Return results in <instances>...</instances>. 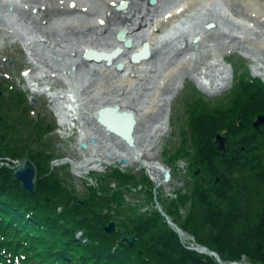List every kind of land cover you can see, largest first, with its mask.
I'll return each mask as SVG.
<instances>
[{"label":"trees","instance_id":"16d2710c","mask_svg":"<svg viewBox=\"0 0 264 264\" xmlns=\"http://www.w3.org/2000/svg\"><path fill=\"white\" fill-rule=\"evenodd\" d=\"M1 89L0 155L32 159L37 177L35 189L27 191L11 168L0 167V264H219L211 255L185 247L157 210L111 211L113 202L121 201L123 183L137 179L130 171L114 169L102 176L98 188H87L89 204H78L75 191L57 170H50L52 152L44 135L54 127L53 119L41 113L32 118L26 93L11 88L2 76ZM230 91L218 103L209 98L190 103L181 143L162 153L173 173L178 159L186 160L187 169L193 165L191 180L162 204L180 228L217 251L221 260L245 253L264 264V124L258 129L250 125L253 115L264 113V82L246 68ZM220 128L227 129L221 150L211 140ZM112 177L118 179L116 189L107 185ZM141 177L152 196V184ZM180 206L188 208L183 216ZM111 218H116L118 229L106 234L103 227ZM76 230L87 240L77 239ZM122 233L134 234L137 245L120 243Z\"/></svg>","mask_w":264,"mask_h":264},{"label":"bare ground","instance_id":"6f19581e","mask_svg":"<svg viewBox=\"0 0 264 264\" xmlns=\"http://www.w3.org/2000/svg\"><path fill=\"white\" fill-rule=\"evenodd\" d=\"M35 1L41 4L38 8L30 0H0V26L22 38L38 61L36 77L44 83L55 76L66 81L68 89L59 94L72 96L79 104V123L85 131L79 141L89 144L88 166L97 167L103 161L123 167L138 161L155 182L163 181L161 169L172 171L154 159L155 139L168 127V107L185 77L207 90L226 88L232 73L224 53L240 48L261 67L256 74L264 82V0ZM120 1L127 3L114 10ZM228 6H240L243 15ZM210 23L214 25L207 26ZM154 26L156 31L151 30ZM178 26V36L165 37ZM122 35L130 45L118 38ZM84 51L89 52L87 58ZM133 51L139 59L130 58ZM59 94L52 96L58 100ZM68 98V103L60 100L55 106L62 123L70 122L65 113L74 102ZM109 104L134 112L133 144L95 121L98 107ZM92 137L94 142L89 140ZM122 156L127 161H120ZM170 180L159 185L168 187ZM181 241L202 245L185 235ZM212 255L225 263L217 251Z\"/></svg>","mask_w":264,"mask_h":264},{"label":"rangeland","instance_id":"374dc122","mask_svg":"<svg viewBox=\"0 0 264 264\" xmlns=\"http://www.w3.org/2000/svg\"><path fill=\"white\" fill-rule=\"evenodd\" d=\"M30 2L32 4H34L35 6H37V8L41 5L40 3H37V1L34 2V0H30ZM228 7H230V6H228ZM237 7H239V8H237ZM230 8L234 12H236V13L238 12V13L242 14L240 11L242 8L240 6H236L235 8H232V7H230ZM241 51L242 50L240 48H239V50H237V48H234V49H232V51L224 53V58L227 60V62L233 63L234 72L231 70L232 73L238 74L239 72L245 71L246 68H244L242 71L240 70V62L241 61L244 63V65L249 67V69H247V70H251L254 74H256V72L261 71V67L257 64L256 61H254L253 57L251 55H248V56H246L245 54L242 55ZM31 57L32 56L28 53V49H26L25 46L23 47L22 38L19 37L18 34L16 35L14 33L12 34L11 32H7L5 29L1 28V26H0V71L8 72V73L12 74L11 75L12 77L10 76L11 77L10 79H6L8 82L11 83V88H12V85H14L13 87L22 90L24 88L22 86V84H23V82L25 83L26 89H25L24 93H26L27 100L32 105V109H34L31 111V114L33 115L32 118L38 119L39 118L38 113H41V114H47V117H49V119H53V124L55 125L54 129L48 130L47 133L44 135L46 142H47L46 146H49V147H47L48 152H49V148H53L54 151L56 150L57 154L67 155L68 149L76 147L75 145L77 144V141H78L77 140L78 139V135H77L78 131L76 133H74L75 130H73L69 124H67V125H69V128L67 129V131L65 133L66 137L63 136L64 133L61 134L58 131V129L56 127H57V125H59V123L62 124V122L59 121L60 115L57 114L55 106H56V104H60L59 103L60 100L57 101L56 98L54 99V97L52 95H50V93L46 92L47 90L43 94H36L37 95L36 99L32 98V100L31 99L29 100V96H34L35 92H33L31 90V88L29 87V84L27 81L28 79H24L25 77L23 76V72L25 73V72H28L31 70L30 73L28 75H26L27 78L29 77V75H34L36 77L37 76L36 72H39L37 64L34 62V59ZM11 59H13L14 61L13 62L10 61ZM256 75H258V74H256ZM259 76H261V75H259ZM15 77L17 79H19V81H17V82H19L20 85H18V86H16L15 84H13V82L10 81L11 79H13ZM261 77H263V76H261ZM35 79H40V78L36 77ZM30 80H33V82H34V79H30ZM235 80H236V78L233 77L231 74V80L229 82L230 85L228 84V86H226V88H219V91H214V89L213 90H207L205 87L200 85L197 82V80L195 81V79H193L192 77H190V78L185 77L183 87L178 90V92L175 94V96L171 100L170 105L168 107V109H169V113H168V120L169 121H168V125H167L168 127L165 130V133H163L161 136H158L155 139V147H154L155 157H154V159L155 158L160 159L163 164H165L166 166H169L167 163H165L167 161L164 158L162 151L167 149L168 151L172 152L177 148V145L179 143H181L180 139L182 138V132L187 131V130H185V128L188 126L189 119L187 118V115H188V112L191 108L190 103L194 100H197V103H196V105H197L198 103L207 101L208 98H209L210 102H212V103H218L220 100H225L226 97L230 94V92H231L230 89L232 88ZM45 85H46V87H50L53 90L55 87H57V88L64 87L65 83H64V80H60L58 78H52V80L51 79L48 80V82L45 83ZM68 87L69 86L67 85V87H65L64 89L62 88L61 90H58V91H64V90L68 89ZM0 92L3 93V90L1 89ZM1 103H0V105H1ZM57 110H60V109H57ZM258 113H261V112H258ZM258 113H256V114H258ZM262 114H264V113H262ZM57 116H58V118H57ZM253 117H254V115H253ZM251 123H252V120H251ZM250 125L252 127V124H250ZM60 126H62V125H60ZM253 128H255V127H253ZM67 134H69V136H67ZM185 134H186V136L190 135L189 132H187ZM70 146H72V147H70ZM82 153L83 152H78L77 154H69V155L71 157H77V158L79 157L81 160H83L84 157L82 156ZM85 153H87L86 157L89 158V155H91L90 154L91 152H85ZM184 161H186V160H184ZM183 163H184L183 161L179 162V164H181V165H179V170H178V177H179L178 181H181V179L184 180L185 177H186V180L188 179L190 181L191 177H189V176L192 175L191 169H192L193 165H189V169H187V171L185 173L183 170V165H184ZM116 164L118 166H121L119 164V162H117ZM107 165H110V164H107ZM170 166H171V164H170ZM137 167H139V168H137ZM124 168L128 169L133 175L137 172H140L141 169H144V167H142L138 161L130 162V165L125 166ZM197 168L200 169V166H198ZM197 168L195 169V171L197 170ZM54 169L58 171V174L61 175V177L63 179L67 180V185L79 190L78 195H80L81 193H84L86 191L85 190V183L83 181H81L82 177L84 179V175H81L77 178L75 176V173H79V172L75 168H73L72 165H70L69 163H67L63 166L56 165V167H54ZM144 170L146 171V169H144ZM216 177H218V176H216ZM161 182H163V181H161ZM207 182H209V181H207ZM131 183H132L131 181L127 182V185H129V188H130V190H127V191H134V189H133L134 187L130 185ZM173 183H176V180L172 179V181H169V185H172ZM160 187H164V186L161 185ZM135 188H140L143 192H145L147 190V187L143 184H138L137 186H135ZM251 188H252V186H251ZM135 195H137V194H135ZM135 195L130 193V196H132V197H135ZM253 197L254 196H252V194L249 197V204L250 205L252 204V200H254ZM160 203H161V201H160ZM181 208L183 210L180 213L183 216L186 213L188 208H185V206H182ZM242 212H244V210H242ZM245 216H247V213ZM170 219H172V218L170 217ZM241 221H243L242 217H241ZM172 222L176 223V221H174V219H172ZM215 225L218 226L216 223H215ZM184 235L188 236L189 238L193 237L196 240L194 234L190 233L187 230H183L181 237ZM179 240L181 241V238ZM196 241H198V240H196ZM182 244H183V242H182ZM210 250L215 251L213 249H210ZM211 256L214 258V256L212 254H211ZM214 259L217 261L216 257ZM223 261H225L224 264H263L261 261L260 262H253L252 260L249 259V257H247V255L245 253H242L237 258H226V260H223ZM219 264H221V263L219 262Z\"/></svg>","mask_w":264,"mask_h":264},{"label":"water","instance_id":"95a60500","mask_svg":"<svg viewBox=\"0 0 264 264\" xmlns=\"http://www.w3.org/2000/svg\"><path fill=\"white\" fill-rule=\"evenodd\" d=\"M150 2L155 3L156 0H150ZM125 3L126 2L122 1L120 2L119 5L118 4L115 5V8L123 7ZM212 25H214V23H210V25H207V26H212ZM118 38L123 41V44H125V46L130 45L129 38H125L123 35L118 36ZM139 51L141 52L142 48H140ZM87 54H88V51H84L83 55L87 56ZM130 55H131L130 56L131 59L133 58L139 59V57L137 58L135 56L134 51L131 52ZM142 55L145 56L144 54ZM118 64H117V67H118ZM95 112H96L95 116H96L97 122L102 123L103 125H105V128L112 130L118 135L125 138L128 144L133 143V133L132 132H133L134 125L136 123V118L134 116L133 111L119 110V108L116 105L109 104V105L98 107V109ZM2 117L3 116L0 115V118ZM238 123L241 124L240 121H238ZM251 124H252V127L259 128L260 125L264 124V114L258 113L254 115ZM225 136H226V128H221V130L216 131L214 133L211 140L213 141V143L218 149H221L224 147L225 140H226ZM80 144L81 146L85 145L84 142H80ZM120 160L127 161V159L123 156L122 158H120ZM199 170L200 169L197 168L195 172L197 173ZM14 171H15L14 178L22 182V186L24 189H26L27 191L28 190L33 191L35 189V185H36L35 179L37 175V170H36V165L32 159H29L28 157L21 158L20 164L16 167ZM160 176L162 177L163 180H167V178L169 177L168 168L160 171ZM217 178L218 177H216L215 179ZM207 181H210V178H208ZM76 202H78V204H85V205L88 204V201L86 200L85 196H80V198H77ZM103 228L106 233L111 234L112 232L116 231L118 227H117V223L115 222V219L114 220L110 219L107 221V223H105ZM120 242L123 244H127L129 246H136L135 235L133 234L129 235L128 233L126 234L124 233L120 236ZM205 249L210 254H212L213 251L209 250L208 247H206Z\"/></svg>","mask_w":264,"mask_h":264},{"label":"built area","instance_id":"2783aa9c","mask_svg":"<svg viewBox=\"0 0 264 264\" xmlns=\"http://www.w3.org/2000/svg\"><path fill=\"white\" fill-rule=\"evenodd\" d=\"M74 163H77V161H74ZM134 190L136 189V188H133ZM126 198H128V196H125Z\"/></svg>","mask_w":264,"mask_h":264}]
</instances>
